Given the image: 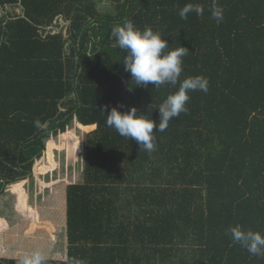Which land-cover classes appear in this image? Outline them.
I'll return each instance as SVG.
<instances>
[{
    "label": "trees",
    "instance_id": "trees-1",
    "mask_svg": "<svg viewBox=\"0 0 264 264\" xmlns=\"http://www.w3.org/2000/svg\"><path fill=\"white\" fill-rule=\"evenodd\" d=\"M186 3L203 15L182 20ZM0 10V195L44 154L47 171L58 149L70 161L80 149L73 122L91 129L82 180L63 190L66 238L48 232L39 249L47 264H264L226 234L235 225L264 234V0H0ZM125 21L159 32L165 52L189 49L181 81H208L207 92L189 93L186 114L154 133L151 152L106 115L135 107L158 124L179 82L132 81L111 35ZM45 244L65 259L47 256Z\"/></svg>",
    "mask_w": 264,
    "mask_h": 264
},
{
    "label": "clouds",
    "instance_id": "clouds-1",
    "mask_svg": "<svg viewBox=\"0 0 264 264\" xmlns=\"http://www.w3.org/2000/svg\"><path fill=\"white\" fill-rule=\"evenodd\" d=\"M202 5L186 3L179 10L182 20H187L189 14L203 15ZM214 19H222L221 13L215 7L212 9ZM116 46L127 54L123 60L125 71L130 73L136 85L160 87L165 84L179 88L159 105V123L141 114L137 108L131 107L127 111H119L112 107L106 115V125L113 128L120 136L127 140H135L139 149L151 152L155 150L156 131L163 132L169 121L187 113L189 93L194 91L207 92L208 81L205 77L194 76L180 80L183 71V57L189 54V49L183 46L165 52L169 48L167 40L151 28L143 30L137 28L131 21L116 25L111 32ZM121 107H123L121 105ZM155 128V131H154ZM78 147V145H77ZM226 234L230 235L234 244H238L249 254L264 256V234L251 229H243L240 225L229 226ZM16 264H47L46 256L40 251L23 254Z\"/></svg>",
    "mask_w": 264,
    "mask_h": 264
},
{
    "label": "rangeland",
    "instance_id": "rangeland-1",
    "mask_svg": "<svg viewBox=\"0 0 264 264\" xmlns=\"http://www.w3.org/2000/svg\"><path fill=\"white\" fill-rule=\"evenodd\" d=\"M97 9L102 14L113 12L109 2H98ZM6 12L21 14L19 8H7ZM0 13H2L1 10ZM58 23L57 30L65 33L67 23L62 19ZM77 125L76 122H73L72 127L69 128L79 138L80 149L73 150L68 157L70 161L67 160L68 148L58 149L54 154L56 165L53 162L54 166L49 169L50 171H47L43 168L44 154L34 162L31 175L5 187L0 195V234L4 230V220H7L13 225L19 223L21 228L19 227L18 235L25 241H31L32 237L36 236L35 230L37 229H39V235L42 236L43 241L46 240L48 232L51 233V231L56 232V240L60 243V239L64 241L66 235L62 233L65 227L62 214L64 207L63 190L68 184L78 183L82 180L83 166L80 157L83 153L85 136L91 130L89 128L79 131L76 129ZM32 212L36 213L35 219H33ZM54 212L57 214L56 218L52 216Z\"/></svg>",
    "mask_w": 264,
    "mask_h": 264
},
{
    "label": "crops",
    "instance_id": "crops-1",
    "mask_svg": "<svg viewBox=\"0 0 264 264\" xmlns=\"http://www.w3.org/2000/svg\"><path fill=\"white\" fill-rule=\"evenodd\" d=\"M4 224L6 226L4 225V230L0 234V258H6V259L10 258V257L17 258L22 254H25V253L31 254L33 251H36L37 245H38V250L42 246H44L42 236L39 235V231H38L37 227H36L37 230H35V233H37L36 236L32 237V239H33V240L31 239L32 242H30V241L27 242L24 240V238H22L20 235H18V231L21 228L19 223H16L13 225L12 223H9V221L4 220ZM8 224H10V225H8ZM47 240L51 241V239H47ZM32 244H34V245H32ZM45 245L48 246L49 244H45ZM49 246H51V245H49ZM52 247L53 246H51V250L48 251L46 253V255L47 256L49 255V257L52 259L59 258V256H58L59 253L54 249L52 250ZM59 259L64 260L65 254L62 255V257H60Z\"/></svg>",
    "mask_w": 264,
    "mask_h": 264
}]
</instances>
